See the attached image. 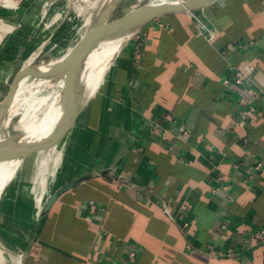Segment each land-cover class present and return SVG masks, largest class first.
Returning <instances> with one entry per match:
<instances>
[{
  "label": "crops",
  "instance_id": "crops-1",
  "mask_svg": "<svg viewBox=\"0 0 264 264\" xmlns=\"http://www.w3.org/2000/svg\"><path fill=\"white\" fill-rule=\"evenodd\" d=\"M37 1L10 18L14 31ZM196 13L217 30L212 42L187 12L152 21L63 139L55 191L95 176L40 224L32 187L15 181L6 191L0 227L25 242L22 264H126L133 249L140 264H264L255 236L264 230V0H221ZM13 33L0 48V99L30 48L17 49ZM234 69L259 94L252 113L241 102L248 93L225 83Z\"/></svg>",
  "mask_w": 264,
  "mask_h": 264
},
{
  "label": "bare ground",
  "instance_id": "bare-ground-1",
  "mask_svg": "<svg viewBox=\"0 0 264 264\" xmlns=\"http://www.w3.org/2000/svg\"><path fill=\"white\" fill-rule=\"evenodd\" d=\"M87 1L88 4H84ZM114 1L76 0L75 3L77 2L78 4L76 5V17L79 23L73 27L75 31L67 40L69 46L63 47L62 50L59 49L56 53L52 54L44 66L38 65L41 61L43 51L40 52L39 55L34 56L28 61L25 68L37 66L45 70L55 66H62L71 61L83 41L97 24L101 15ZM177 2H181V0H150L148 4L155 5ZM9 6L14 5L10 4ZM130 39V36H128L106 42L94 50L85 60L82 73L79 77L77 94L75 95L76 100L81 99L86 104L84 110L88 107L89 100L95 95L117 56L128 44ZM69 88L70 79L68 75L49 77L45 74H37L23 79L17 88L9 112L3 115L1 119L0 127H3L5 132L0 136V142L17 137L38 140V137L44 133L41 129L48 118L53 116V112H60L57 115L59 119L56 125L59 122H64L67 116L66 105ZM15 116H17V119L14 121ZM52 143V149L55 152H61L62 148L58 144V138L52 140ZM29 151L30 149H25L9 157L0 159V201L6 191L13 187L15 180L20 179L23 169L27 164L26 157ZM56 159L55 162H58ZM52 194L51 192H47L45 201ZM43 207L44 205L41 206L40 210ZM38 224H40L39 220ZM25 257L26 253L23 250L14 248L0 238V264H22Z\"/></svg>",
  "mask_w": 264,
  "mask_h": 264
},
{
  "label": "rangeland",
  "instance_id": "rangeland-1",
  "mask_svg": "<svg viewBox=\"0 0 264 264\" xmlns=\"http://www.w3.org/2000/svg\"><path fill=\"white\" fill-rule=\"evenodd\" d=\"M31 1L32 0H0V48L9 40L8 38L14 31L15 25L10 18L15 16V12L28 10L27 7H29ZM75 1L76 0H41V2L37 1L35 3L33 15H29L28 18L24 19L23 28L21 25V27L17 28L13 33L14 36L17 35V37H19L18 40H20V38L22 39V42L17 40L18 45L15 46L17 49H26L24 45L25 41L30 43V48L27 49V53L25 54V58H28L26 60L23 59L24 61L21 63L22 66L25 67L31 58L39 55L42 51V58L38 65L44 66V64L49 61L52 54L56 53L59 49L62 50L63 47L69 46L67 40L75 31L73 27L79 23L76 17V5L78 4L77 2L75 3ZM149 1L150 0H125L112 14L110 20L123 16L131 9L148 4ZM10 4H13L14 6L10 7ZM84 4L87 5L88 1ZM16 20L18 22L20 16L16 18ZM21 30H23V34L21 33ZM37 74L41 73H35L32 75ZM11 85L12 83L10 82L7 88V93L9 92ZM7 93L1 97L0 103L6 98ZM59 114L60 112H53V116L48 118L41 129V131L44 132L42 139L46 138L44 141L45 148L43 144H37L33 147L30 154L26 157L27 164L23 169L20 179L15 180L19 181V183H24L23 185H25L24 187H17L19 190L28 193L31 191L30 189L32 187L33 197L36 203L32 212L35 222L41 208L42 198H44L43 196L47 194V192L53 193L55 191V185L58 187L57 174L59 172L58 169L61 165L62 158L59 157L60 152H55L52 149V140H55V138H47L49 133L51 134V132L54 131L55 127L51 129L50 127H45H47L46 125L49 126L58 121L59 118L57 115ZM16 119L17 116H15L14 121ZM4 132V128L0 127V136ZM63 143V140L58 138V144L61 146ZM55 159L58 160V162H55ZM0 238L14 248L25 251V242H22L23 240L19 242V240L12 236L11 232H5L1 227Z\"/></svg>",
  "mask_w": 264,
  "mask_h": 264
},
{
  "label": "water",
  "instance_id": "water-1",
  "mask_svg": "<svg viewBox=\"0 0 264 264\" xmlns=\"http://www.w3.org/2000/svg\"><path fill=\"white\" fill-rule=\"evenodd\" d=\"M124 1L125 0H115L109 8L106 9L71 61L62 66H55L45 70L37 66L29 68L23 67L13 82L6 98L0 103V122L3 115L9 112L17 88L23 79L35 73L45 74L49 77L68 75L70 79V88L67 93L66 119L64 122H59L54 131L47 137L55 139L61 138V140H63L86 106L81 99L76 100L75 95L77 94L79 77L82 73L84 62L94 50L98 49L102 44L115 39H121L128 36L132 38L143 27L167 14L197 11L212 6L221 0H181V2L169 4H145L141 7L131 9L119 18L110 20L112 14ZM45 139L46 138L32 140L31 138L23 137L6 139L5 141L0 142V159L14 155L25 149H30L28 152V154H30L33 147L37 144H43L45 148ZM93 176L95 175L89 174L80 176L54 192L47 199L41 210L38 217L39 222L47 217L52 206L64 193ZM118 178L129 185H133L124 177L119 176ZM24 252L27 256L28 250Z\"/></svg>",
  "mask_w": 264,
  "mask_h": 264
},
{
  "label": "built area",
  "instance_id": "built-area-1",
  "mask_svg": "<svg viewBox=\"0 0 264 264\" xmlns=\"http://www.w3.org/2000/svg\"><path fill=\"white\" fill-rule=\"evenodd\" d=\"M191 18L194 20L199 33L208 41V42H212L216 36H217V30L215 29V27L209 25L207 22H205L202 18H200V16L196 13V11L193 12H187ZM233 71V77L231 79H227L225 80L226 84L229 83H234L235 85H237L240 88H243L245 84L250 83L252 81L251 76L248 72L245 71H241L239 69H234ZM243 90L248 93L249 96L244 95L242 97L241 102L244 103L246 106L250 107V113H252L254 111L255 108H253L251 106V103L253 102V100H257L259 98V94H256L254 92L253 89L245 87L243 88ZM253 97L252 101H250L248 98L249 97ZM250 115L247 114L245 117L243 118H248L249 119ZM261 165V164H259ZM251 177V176H250ZM119 182H123L122 180H120L119 178L117 179ZM96 210L95 206L91 207V212H94ZM256 238L259 239L260 241H264V230H259L256 234H255ZM126 264H140L139 261V251L138 250H131L128 255H127V261Z\"/></svg>",
  "mask_w": 264,
  "mask_h": 264
}]
</instances>
